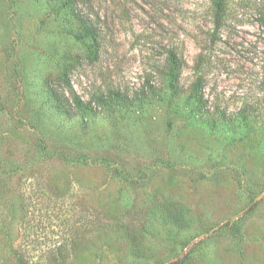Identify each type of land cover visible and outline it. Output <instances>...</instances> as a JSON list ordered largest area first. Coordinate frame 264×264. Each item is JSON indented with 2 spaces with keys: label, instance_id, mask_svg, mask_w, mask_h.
Masks as SVG:
<instances>
[{
  "label": "rangeland",
  "instance_id": "1",
  "mask_svg": "<svg viewBox=\"0 0 264 264\" xmlns=\"http://www.w3.org/2000/svg\"><path fill=\"white\" fill-rule=\"evenodd\" d=\"M258 2L217 22L212 0H77L95 48L57 4L0 0V264H264ZM172 49L181 97L162 73ZM112 92L140 101L99 107Z\"/></svg>",
  "mask_w": 264,
  "mask_h": 264
},
{
  "label": "trees",
  "instance_id": "2",
  "mask_svg": "<svg viewBox=\"0 0 264 264\" xmlns=\"http://www.w3.org/2000/svg\"><path fill=\"white\" fill-rule=\"evenodd\" d=\"M51 3L57 4L61 9L69 11L70 15L75 18V20L81 25L82 27V33L77 34L76 37L82 38V39H89L92 41V46L97 47L98 46V29L96 27V24H94V21L78 8L77 0H49ZM258 4L260 6L259 10H256L255 13L261 14V10H264V0H258ZM251 2V0H249ZM214 9H215V15L217 22H220L222 20H225L228 18L230 11L228 8V5L230 4V0H212ZM250 5L254 6L255 3H249ZM263 13V11H262ZM258 15V16H259ZM262 27L264 28V22H262ZM165 56V63L163 66L162 73L164 74L167 83H168V90L169 92L176 97H181L182 95L186 94V91H184L183 86L181 85V78L182 74L187 66L186 61L184 60L183 56L178 54L175 50H167ZM198 61V60H197ZM197 65L195 67V73L196 77L194 82L192 83L189 98L193 101V104L197 107L199 111H201L203 108L206 109L208 105V100L205 98V87L207 85L208 80V71L210 69V61L209 58L206 59V57L201 58L198 62H196ZM152 89V86H147L146 90L143 92L145 94H149ZM188 92V91H187ZM45 93L49 98H52L54 96V92L51 90L49 91L48 88L45 89ZM140 100L133 99V97L125 96L121 93L112 92L110 96L103 97L101 99L97 100V105L99 107L103 108H110L114 109L115 107H118L120 109H129L131 108L135 102H138ZM74 106L75 110L78 111V113L84 117H90L92 116V108L89 104H85L82 102L79 98L74 97ZM57 107V106H56ZM246 108L250 107H243L241 109V118L240 116H236L239 119V121L242 123H247L249 113ZM234 117V118H236ZM232 118V119H234ZM232 120L236 121L238 120ZM257 205L255 204L250 210L245 212L243 216H247L251 214ZM235 227L237 224L234 225ZM22 259L19 260V264H22ZM175 264H181L175 263Z\"/></svg>",
  "mask_w": 264,
  "mask_h": 264
}]
</instances>
